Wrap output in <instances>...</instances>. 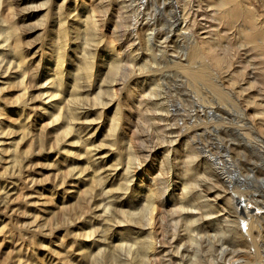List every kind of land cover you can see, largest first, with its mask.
I'll return each instance as SVG.
<instances>
[{
	"label": "rangeland",
	"instance_id": "374dc122",
	"mask_svg": "<svg viewBox=\"0 0 264 264\" xmlns=\"http://www.w3.org/2000/svg\"><path fill=\"white\" fill-rule=\"evenodd\" d=\"M0 4V264H264V0Z\"/></svg>",
	"mask_w": 264,
	"mask_h": 264
},
{
	"label": "bare ground",
	"instance_id": "6f19581e",
	"mask_svg": "<svg viewBox=\"0 0 264 264\" xmlns=\"http://www.w3.org/2000/svg\"><path fill=\"white\" fill-rule=\"evenodd\" d=\"M200 2V1H199ZM1 5V4H0ZM102 6V5H101ZM1 7V6H0ZM224 8V7H223ZM93 10V9H92ZM241 10V9H240ZM91 11V10H90ZM233 13V12H232ZM230 14V13H229ZM221 19V18H220ZM4 23V22H3ZM9 25V24H8ZM7 25V26H8ZM156 25V24H155ZM116 26V25H115ZM11 27V26H10ZM12 28L14 29V26H12ZM12 28H10V30L12 31L13 29ZM7 29H9V27L7 28ZM13 31H15V30H13ZM180 32V31H179ZM14 35V34H13ZM16 37V36H15ZM6 40H8V38L6 39ZM66 42V41H65ZM18 45V44H17ZM1 46V45H0ZM18 46H16V48H17ZM113 47V46H112ZM19 48H17V50H18ZM204 50V49H203ZM13 51V50H12ZM20 53V52H19ZM134 55V54H133ZM18 56V55H17ZM14 57V56H13ZM13 59V58H12ZM19 60V59H18ZM21 60V59H20ZM65 60V59H64ZM10 62V61H9ZM23 61L21 60V63H22ZM17 63V62H16ZM2 64L3 63H1V67H2ZM19 64V63H18ZM10 65V64H9ZM20 65V64H19ZM18 65V66H19ZM62 65V64H61ZM17 66V67H18ZM1 69V68H0ZM2 69H3V67H2ZM10 68H8V70H9ZM15 69V68H14ZM21 70V69H20ZM89 70V69H88ZM0 71H2V70H0ZM24 72V71H23ZM22 83V82H21ZM238 92V91H237ZM61 93V92H60ZM59 94V93H58ZM53 96V95H52ZM64 106V105H63ZM3 110V109H2ZM68 113V112H67ZM74 113V112H73ZM10 128V127H9ZM10 131V130H9ZM31 145V144H30ZM16 152V151H15ZM129 180V179H128ZM104 194V193H103ZM1 197V196H0ZM149 198V197H148ZM2 199V198H1ZM4 200V199H3ZM238 207H239V209L241 210V211H243V212H245V213H247V212H249V211H251L250 210V205L249 204H247V203H244V200H240L239 201V203H238ZM152 220V219H151ZM151 240V239H150ZM154 240V239H153ZM150 242V241H149ZM156 242V241H155ZM148 244V243H147ZM154 245V244H153ZM149 246V245H148ZM150 247V246H149ZM151 247H153V246H151ZM153 250V249H152ZM152 253V252H151Z\"/></svg>",
	"mask_w": 264,
	"mask_h": 264
}]
</instances>
